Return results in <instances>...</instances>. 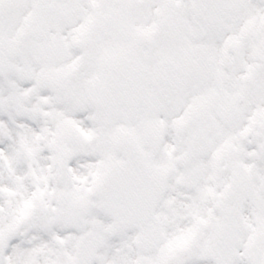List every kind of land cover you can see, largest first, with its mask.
Listing matches in <instances>:
<instances>
[{"label": "snow or ice", "instance_id": "snow-or-ice-1", "mask_svg": "<svg viewBox=\"0 0 264 264\" xmlns=\"http://www.w3.org/2000/svg\"><path fill=\"white\" fill-rule=\"evenodd\" d=\"M0 264H264V0H0Z\"/></svg>", "mask_w": 264, "mask_h": 264}]
</instances>
